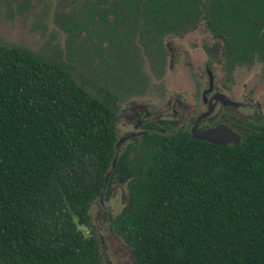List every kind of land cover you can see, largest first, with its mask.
<instances>
[{"label":"trees","instance_id":"1","mask_svg":"<svg viewBox=\"0 0 264 264\" xmlns=\"http://www.w3.org/2000/svg\"><path fill=\"white\" fill-rule=\"evenodd\" d=\"M141 1L165 30L199 4ZM209 5L228 46L264 55V0ZM114 141L110 109L64 67L0 44V264L91 263L83 226ZM146 145L126 163L130 206L116 218L134 264H264V130L235 145L178 131Z\"/></svg>","mask_w":264,"mask_h":264},{"label":"rangeland","instance_id":"2","mask_svg":"<svg viewBox=\"0 0 264 264\" xmlns=\"http://www.w3.org/2000/svg\"><path fill=\"white\" fill-rule=\"evenodd\" d=\"M110 1L116 4L112 10L105 8V3L111 4ZM110 1L0 0V44L22 48L39 60L64 67L90 96L108 107L113 106L110 95L113 93L121 101L119 105H127L134 98L160 99L159 103L150 107L156 108L166 96L141 97L136 95V90L165 87L164 77L176 86L172 81L177 82L176 76L181 70L185 81H188L187 86L191 87L193 80L188 72L190 68L184 67L179 61L168 67L169 57L164 45L166 37L176 35L171 39L173 46L180 50L184 44L178 38H197L200 42H209L204 21L211 17L209 4L219 0H208V3L194 0L195 4H199L187 10L184 22L179 27L167 30L162 24H159V28H153V18H144L148 9L141 6L136 9L133 0L130 5L120 0ZM160 19L161 16L158 19L161 23ZM194 26L197 27L195 31L183 33ZM158 53L160 58H157ZM196 67L200 88L206 79L201 58L196 62ZM261 68V63L257 61L246 67H236L232 73V83L222 65L216 63L214 73L220 84H224L225 80L233 88H238L243 81L259 79L260 75L258 77L257 74ZM160 73L163 80L161 85L157 78ZM120 109H117V113ZM117 127L120 133L128 130V127H121L119 122Z\"/></svg>","mask_w":264,"mask_h":264},{"label":"flooded vegetation","instance_id":"3","mask_svg":"<svg viewBox=\"0 0 264 264\" xmlns=\"http://www.w3.org/2000/svg\"><path fill=\"white\" fill-rule=\"evenodd\" d=\"M211 21V17L204 21L209 42H200L197 38L183 39L182 35V38H178L184 44L180 50L173 46L171 39L176 35L166 37L164 45L169 57L168 67L179 61L184 67L190 68L188 72L193 80L191 87L187 86L188 81H185L181 70L176 76L177 82L172 81L176 86L164 77L165 87L137 89L136 95L141 97L166 96L154 109L150 108L151 105L159 103L160 99L134 98L130 104L119 105L121 101L117 100V96L110 94L113 106L107 107L111 111L115 135L113 156L101 190L88 207L83 226L85 235L92 243L90 264H134L129 235L126 228L116 222V218L130 206L128 186L133 170L127 168L126 163L147 148L146 142L150 135L178 131L196 139L193 134L220 128L221 133H233L240 142L249 134L264 130V55L255 50L248 55L228 46L232 42H228ZM194 27L183 33L195 31L198 26ZM178 29L176 31L181 30ZM199 58L202 59L206 78L200 88L195 71ZM255 61L262 66L257 74L258 77L260 75L258 81L251 78L241 82L238 88L228 84L233 82L232 73L236 67H246ZM216 63L223 66L230 82L224 80V84L219 83L214 73ZM161 76L162 73L157 76L159 85L163 83ZM117 109H120L118 113ZM118 122L121 127H128V130L120 133ZM221 133L219 136L223 138Z\"/></svg>","mask_w":264,"mask_h":264},{"label":"water","instance_id":"4","mask_svg":"<svg viewBox=\"0 0 264 264\" xmlns=\"http://www.w3.org/2000/svg\"><path fill=\"white\" fill-rule=\"evenodd\" d=\"M221 131L220 128L210 129V130H203L198 134H193L192 136L198 140H203L215 145L226 146V145H235L238 143V137L236 135L229 134V133H221L223 138L220 135ZM106 179V175L104 176V180Z\"/></svg>","mask_w":264,"mask_h":264}]
</instances>
